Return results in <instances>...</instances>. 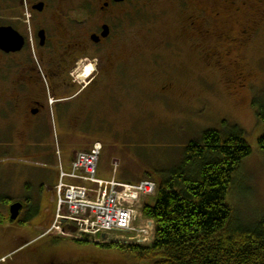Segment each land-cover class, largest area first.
Wrapping results in <instances>:
<instances>
[{"label":"rangeland","instance_id":"1","mask_svg":"<svg viewBox=\"0 0 264 264\" xmlns=\"http://www.w3.org/2000/svg\"><path fill=\"white\" fill-rule=\"evenodd\" d=\"M0 8V13H6L9 2L0 0ZM121 12L126 13V29L120 38H116L117 53L114 54V64L121 69L119 81L108 82L113 85L101 84L107 95L121 103L118 108L121 119L109 123V129L96 125L92 119L79 125L87 114L85 111L75 114L68 124L71 128H66L57 108L51 110L47 126L35 132L26 149L17 148L14 141L10 160L0 152V175L11 173L17 180L9 194L0 195V220L8 214L10 205L28 201L26 204L31 211L28 226L36 232L51 228L56 218L57 200L54 190V195L49 190L59 181V157L66 172L71 164L64 150L65 143L73 154L86 147L88 142L99 141L103 148L106 145L101 160L107 170L119 172L129 184L145 180L160 184L163 175L180 164L186 148L192 142L200 141L205 132L227 133L236 128L243 132L252 155L243 162L242 172L235 179L228 201L239 224L249 226L263 220L264 152L260 150L259 139L264 135V124L259 122V109L253 104L264 105V25L246 46L232 52L239 57L241 68L246 70L247 80L241 86L233 82L238 67L230 65L225 55L226 47L213 44L207 51L197 48L193 39L180 32L183 17L170 3L137 5L130 0L123 11L118 10L119 14ZM250 16L256 22L261 20L255 15ZM246 19L248 17L230 20L227 29L237 30L236 22ZM88 67L81 69V77ZM104 69L103 78L115 77L114 72L111 74L113 68L111 72L108 65ZM79 88L81 86L65 97H71ZM71 129H80L82 135ZM101 129L111 131L109 139L104 136L105 140L94 138ZM4 137L0 135L1 143H5ZM16 138L21 144L26 142L23 132ZM157 201L158 194L143 199V205L154 206ZM14 228L15 225L6 220L0 223V264H22L25 259L28 261L24 264H37L34 258L29 259L32 244L21 245L20 234ZM60 233L54 231L51 234L62 243L52 253L57 261L148 264L136 261L126 252L100 247L119 241L98 240L80 246L75 237ZM154 236L155 225L149 233L142 235L151 238L152 242ZM35 237L36 233L29 236ZM130 238L132 235L124 237ZM41 239L32 241L33 248L45 241ZM45 257L43 254L42 259Z\"/></svg>","mask_w":264,"mask_h":264},{"label":"flooded vegetation","instance_id":"2","mask_svg":"<svg viewBox=\"0 0 264 264\" xmlns=\"http://www.w3.org/2000/svg\"><path fill=\"white\" fill-rule=\"evenodd\" d=\"M4 1L9 2V9L6 13H0V28H11L23 41L22 48L17 52H6L0 48V135L5 136V143L0 142V152L10 160L15 148L16 133L19 135L23 132L27 141L33 129L47 126L52 107L54 110L59 108L61 113L74 116L89 111L92 116L95 105L87 100L91 93L100 91L112 100V96L104 92L101 84L113 85L108 82L119 81L117 77L120 76L121 69L114 64V54L117 53L116 38H120L126 29V13L119 14L118 10L123 11L130 0L124 3L114 0ZM132 2L137 5H149L153 2L173 5L178 15L183 17L180 30L182 35L193 39L197 48L206 51L213 44L224 45L230 65L238 67L233 82L244 85L242 82L247 80L246 70L241 68L239 57L232 52L246 46L263 27L264 0ZM250 15L261 20L256 22ZM240 17L248 19L236 22L237 30L227 29L230 20ZM106 28L108 35L104 37ZM88 65L94 70L91 77L86 79L88 82H83L80 72ZM107 65L110 66L109 72L113 68L111 74L114 72L116 79L102 77ZM78 86L81 88L71 97L63 98ZM114 99L113 97L110 105L118 109L121 103ZM81 123L83 122L80 121L79 125ZM27 145L26 142L23 143L26 148ZM12 175H0V195L9 194L17 183ZM27 202L10 205L8 214L3 216L0 223L6 220L15 225V232L20 234L21 245L32 244L33 250L29 259L34 258L37 264H78V261L54 259L52 253L62 243L57 242V237L49 233L51 228L36 232L28 226L30 211ZM16 204H21L22 209L18 219L12 221L11 210ZM33 232L36 237L29 238L30 235L33 236ZM40 238L45 241L33 248L32 241ZM43 254H46L44 259Z\"/></svg>","mask_w":264,"mask_h":264},{"label":"trees","instance_id":"3","mask_svg":"<svg viewBox=\"0 0 264 264\" xmlns=\"http://www.w3.org/2000/svg\"><path fill=\"white\" fill-rule=\"evenodd\" d=\"M253 106L264 124V105ZM259 147L264 152V135ZM251 155L241 130L205 132L186 148L180 164L163 175L157 203L142 209L155 224L153 242L100 247L148 264H264V219L243 226L228 201L243 162Z\"/></svg>","mask_w":264,"mask_h":264},{"label":"built area","instance_id":"4","mask_svg":"<svg viewBox=\"0 0 264 264\" xmlns=\"http://www.w3.org/2000/svg\"><path fill=\"white\" fill-rule=\"evenodd\" d=\"M102 150V145L97 143L88 152L76 155L69 172L60 168V182L56 187L57 216L53 228L59 232L75 228L76 234L69 232L65 235L82 241L97 242L107 235L108 241L152 243L151 238L142 235L149 233L154 223L142 219L139 211L143 199L157 194V184L153 181L124 184L116 180H100L98 168ZM126 235H132V238L124 239Z\"/></svg>","mask_w":264,"mask_h":264},{"label":"crops","instance_id":"5","mask_svg":"<svg viewBox=\"0 0 264 264\" xmlns=\"http://www.w3.org/2000/svg\"><path fill=\"white\" fill-rule=\"evenodd\" d=\"M63 98H66V97L63 96ZM87 100H90V103L95 105V108L93 109L94 114H91L92 116H90L89 115L90 112L87 111V114L85 116H83V118L81 119V121L83 123L88 121V120H90V119H92V122L96 123V125L107 127V129H109L110 128V127H108L109 123H112V122H114L117 119H119V120L121 119L120 118V114L121 113L118 112L119 109H116L112 105H110V101H113V97H112V100H109V96H106V95L102 94L99 91V92L91 93L89 95V99H87ZM51 110H54L53 107L51 108ZM72 118H74V114L62 113L61 120H62V122L64 124V127L71 128L70 126H68V124H69V122H70V120ZM83 123H81V124H83ZM37 130L38 129H33L29 133V136H28L27 141H26V143L28 145H29V143L31 141L32 136L35 134V132ZM65 130L67 131V133H70L68 129H65ZM79 130L71 129V131H75L77 134L82 135L79 132ZM110 134H111L110 130L101 129L100 133H98L94 138L97 139V138L101 137L103 140H105V138H108V136H110ZM16 136H18L17 133L15 135V145H16V147L17 148H21V149H25L26 147H24L23 144H21L19 142V140L16 138ZM77 138L79 139L81 137H77ZM66 140L68 141V138H66ZM80 140H82V139H80ZM97 142H99V141H97ZM97 142L96 141L95 142L92 141L90 143L88 142L87 143L88 145L86 144L87 145L86 147H83L81 150H79L77 152H73V154H70L69 146L67 145V143H65L64 150L67 153L68 158L72 162V160L74 159V157H75V155L77 153L86 152V151L90 150L91 147ZM105 148H106V145H105ZM105 148H103L104 151H105ZM60 151H62L61 150V146H60ZM57 155H58V153H57ZM59 163H61L63 165V167H64V164H63V161H62L61 157H59ZM58 170H59V166H58ZM98 177L102 181H111L113 179H115L116 181H118L120 183H127L126 181H128V179H126L124 176L119 175V172L116 173V172H111L110 170H107L106 165H105L104 161H102V160L100 161V165H99ZM55 185L56 184H54L53 187L49 190L52 193H53V189H54ZM53 195H54V193H53Z\"/></svg>","mask_w":264,"mask_h":264},{"label":"water","instance_id":"6","mask_svg":"<svg viewBox=\"0 0 264 264\" xmlns=\"http://www.w3.org/2000/svg\"><path fill=\"white\" fill-rule=\"evenodd\" d=\"M117 3H124L126 0H114ZM108 28H106V33L103 35L107 37ZM23 41L11 28H0V48L6 52H17L22 48ZM22 209L21 204H16L12 207L11 210V219L16 221L19 217V213ZM75 232V230H73ZM106 240V236L102 237Z\"/></svg>","mask_w":264,"mask_h":264},{"label":"bare ground","instance_id":"7","mask_svg":"<svg viewBox=\"0 0 264 264\" xmlns=\"http://www.w3.org/2000/svg\"><path fill=\"white\" fill-rule=\"evenodd\" d=\"M90 66V65H89ZM87 70L85 71V73L83 74V76L81 77L82 80H86L87 78L90 77V75H92L94 68L93 67H88L86 68Z\"/></svg>","mask_w":264,"mask_h":264}]
</instances>
